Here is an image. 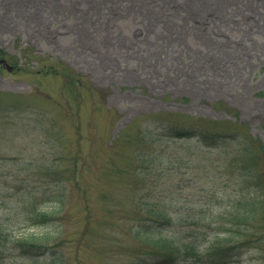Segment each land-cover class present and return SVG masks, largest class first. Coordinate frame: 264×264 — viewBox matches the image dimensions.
<instances>
[{
    "label": "rangeland",
    "instance_id": "obj_1",
    "mask_svg": "<svg viewBox=\"0 0 264 264\" xmlns=\"http://www.w3.org/2000/svg\"><path fill=\"white\" fill-rule=\"evenodd\" d=\"M3 58L2 264H264V0H0Z\"/></svg>",
    "mask_w": 264,
    "mask_h": 264
},
{
    "label": "trees",
    "instance_id": "obj_2",
    "mask_svg": "<svg viewBox=\"0 0 264 264\" xmlns=\"http://www.w3.org/2000/svg\"><path fill=\"white\" fill-rule=\"evenodd\" d=\"M48 68L52 69L54 72H59V69L55 67L54 65H49ZM62 70L64 71L63 72L64 75L66 76L68 80H70L72 85L82 84L83 82L82 76L74 72V70H72L66 65L65 67H63ZM85 83L88 84L89 82H85ZM176 115H179V114L168 113L166 111H160V112L140 115V117H143V119L146 120V123H143V122L141 123L142 124L141 132H143L141 135L142 138L145 141H147L148 139H151L149 138V134H150L149 130L152 131V126H151L152 120L160 121V120L167 119L168 121H166V123H163V130L167 131L166 135L169 137H178L181 135H186L189 132H192V127H180V125L178 124L181 122L180 117H176L174 122L168 119V117L172 118L171 116L175 117ZM186 116L188 117V120L190 122L195 119V117L193 116H189V115H186ZM205 137L207 138V136ZM260 147L262 148V151L264 153V144L262 142L260 144ZM73 175H75V171H72L71 176ZM21 213L24 215V218L31 225L48 224L49 221H51L53 218V213H48L47 211L41 210V208L39 207V205L37 204L35 200H29L27 204L23 205ZM156 217L158 220H161L165 217V215L163 213H158ZM7 225H10V224H7ZM6 230L7 229L4 228V226L0 225V258L4 256V251L6 250H7V254L9 255V257H13L14 256L13 254H15V251L13 250L9 251L10 248L8 249L6 248L7 242L11 241L12 238L13 240H15V238L11 235L10 231L6 232ZM136 234H138V232ZM49 235L50 234L48 232H44L43 234H35V235L31 233L30 235H27L21 238L22 240L32 241L30 245L31 246L30 250L28 251V250L23 249V254L24 255H27V254L35 255V253L41 252L40 250H42L41 249L42 240H45V242H47V240L50 238ZM143 238L146 239L147 241L153 242V246H155V251H153V255H154L153 257H156V258H151L150 260H147L146 258L139 259L134 264H174V261L176 260V256H177L175 252L177 251L175 247H173L172 244L165 241L164 239H162L161 241L159 240L158 242H155L151 239L149 235H144ZM0 264H2V261H0ZM56 264H61V262L57 261Z\"/></svg>",
    "mask_w": 264,
    "mask_h": 264
},
{
    "label": "water",
    "instance_id": "obj_3",
    "mask_svg": "<svg viewBox=\"0 0 264 264\" xmlns=\"http://www.w3.org/2000/svg\"><path fill=\"white\" fill-rule=\"evenodd\" d=\"M0 63H3V65H4L7 69H9V70L12 69V66H10V65H9L4 59L0 60Z\"/></svg>",
    "mask_w": 264,
    "mask_h": 264
}]
</instances>
